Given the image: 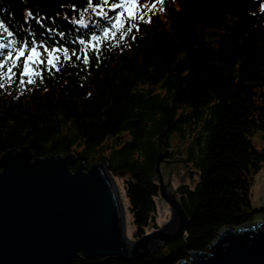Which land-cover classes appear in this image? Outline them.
I'll use <instances>...</instances> for the list:
<instances>
[{"label": "trees", "instance_id": "16d2710c", "mask_svg": "<svg viewBox=\"0 0 264 264\" xmlns=\"http://www.w3.org/2000/svg\"><path fill=\"white\" fill-rule=\"evenodd\" d=\"M91 7L88 0H0V20L14 32L0 29V43L29 40V30L58 43L61 38L45 30L54 26L72 47L74 39L92 35L89 29L100 34L107 24ZM136 7L144 16L139 31L120 40L114 30L99 63L90 53L86 70L73 57L75 67L64 63L42 81L21 85L18 71L7 78L12 61L3 65L0 158L26 148L34 158L72 153V172L80 164L88 170L105 163L113 179L122 180L131 239L160 227V156V172L163 163L180 159L198 173L193 188L173 189L186 215L182 239L141 261L74 264H177L205 252L223 229L264 216V207L250 205L253 175L264 164V150L252 143L264 133V0H137ZM17 47L10 45L13 56Z\"/></svg>", "mask_w": 264, "mask_h": 264}, {"label": "water", "instance_id": "95a60500", "mask_svg": "<svg viewBox=\"0 0 264 264\" xmlns=\"http://www.w3.org/2000/svg\"><path fill=\"white\" fill-rule=\"evenodd\" d=\"M160 156L155 172L168 221L133 240L126 235L113 177L105 163L85 170L72 154L34 158L23 148L1 155L0 264H74L78 259L112 257L141 261L161 246L182 239L186 223L171 184L172 172L184 185L197 178L180 159ZM177 264H264V222L218 233L205 252H191Z\"/></svg>", "mask_w": 264, "mask_h": 264}, {"label": "snow or ice", "instance_id": "6c2138e0", "mask_svg": "<svg viewBox=\"0 0 264 264\" xmlns=\"http://www.w3.org/2000/svg\"><path fill=\"white\" fill-rule=\"evenodd\" d=\"M88 3L91 7L92 0H88ZM126 5L132 6L125 7ZM136 5L137 0H97L96 6L91 7V11L93 15L106 21V26L101 27L100 34L89 29L92 35L74 39L71 41L72 47L63 42L66 33L63 31L57 32L54 26L45 30L57 34L61 38V41L58 43L39 39L30 30L25 32V35L31 37L29 40L9 41L7 44L0 43V54L5 51L8 53L3 60H0V80H2V70L5 60L12 61V64L7 69V78L10 81L13 80L18 71V82L21 85L35 84L37 79L42 81L44 73L59 72L64 63L71 62L70 66L75 67V62H72L73 57H75V61L84 65L85 70L90 65L91 55H94L96 62L99 63L102 47L106 43L109 34L115 39L116 31L114 30L118 29L120 31V40H124L133 31V28L139 31V24L144 21V16L142 14L137 15L138 8ZM71 7L73 11L77 10L75 5ZM106 7L107 10H105ZM33 18L32 13L29 12L28 19L31 20ZM35 19L37 23H41L44 18L35 17ZM0 29L7 30L9 36L14 35V32L10 30V26L5 21L0 20ZM100 35H103L104 39H100ZM2 39L3 37L0 36V40ZM132 39L134 40L135 36H132ZM12 44L18 46L14 56L10 48ZM21 57H23L22 60ZM3 87L4 84L0 82V88Z\"/></svg>", "mask_w": 264, "mask_h": 264}, {"label": "rangeland", "instance_id": "374dc122", "mask_svg": "<svg viewBox=\"0 0 264 264\" xmlns=\"http://www.w3.org/2000/svg\"><path fill=\"white\" fill-rule=\"evenodd\" d=\"M252 143L257 149L264 150V133L261 132V133L255 134L252 137ZM193 176L194 178L198 179V174L194 173ZM113 180H114V184H115L117 194L119 196L121 208H122L125 232H126V235L129 238H131L133 229H132V224H131V217L127 211V201L123 193L122 180L118 178H115ZM179 181H180V177L177 176V172L173 171L171 184L174 189L180 185ZM185 185H187L190 188H193L195 184H192L190 177L187 176ZM157 204H158V210H159V220L158 221L161 226L168 221L170 217V209L167 203L161 197L158 199ZM250 205L254 209L264 207V164L261 166L259 171L253 175V185H252L251 196H250ZM261 222H264V216H257L253 219L250 225L258 224Z\"/></svg>", "mask_w": 264, "mask_h": 264}]
</instances>
